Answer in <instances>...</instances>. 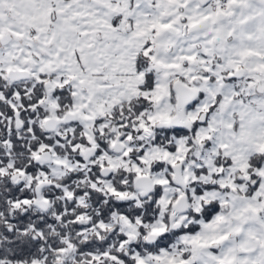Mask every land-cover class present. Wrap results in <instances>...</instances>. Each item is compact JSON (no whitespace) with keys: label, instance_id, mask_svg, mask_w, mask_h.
<instances>
[{"label":"snow or ice","instance_id":"6c2138e0","mask_svg":"<svg viewBox=\"0 0 264 264\" xmlns=\"http://www.w3.org/2000/svg\"><path fill=\"white\" fill-rule=\"evenodd\" d=\"M0 264H264V0H0Z\"/></svg>","mask_w":264,"mask_h":264}]
</instances>
